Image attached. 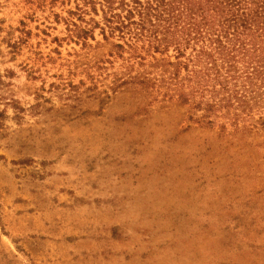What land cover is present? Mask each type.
<instances>
[{"label":"rangeland","instance_id":"rangeland-1","mask_svg":"<svg viewBox=\"0 0 264 264\" xmlns=\"http://www.w3.org/2000/svg\"><path fill=\"white\" fill-rule=\"evenodd\" d=\"M138 44L99 3L0 0V264H264L263 125Z\"/></svg>","mask_w":264,"mask_h":264},{"label":"trees","instance_id":"trees-1","mask_svg":"<svg viewBox=\"0 0 264 264\" xmlns=\"http://www.w3.org/2000/svg\"><path fill=\"white\" fill-rule=\"evenodd\" d=\"M88 3L101 5L110 34L125 39L130 50L140 43L159 53L154 59L175 87L198 98V107L225 110L232 123L247 120L264 127V0ZM170 48L173 54L166 55ZM181 69L185 75L179 77Z\"/></svg>","mask_w":264,"mask_h":264}]
</instances>
